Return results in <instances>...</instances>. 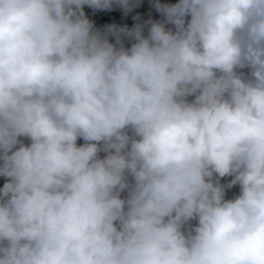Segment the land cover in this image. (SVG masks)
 Returning <instances> with one entry per match:
<instances>
[{
  "label": "clouds",
  "instance_id": "clouds-1",
  "mask_svg": "<svg viewBox=\"0 0 264 264\" xmlns=\"http://www.w3.org/2000/svg\"><path fill=\"white\" fill-rule=\"evenodd\" d=\"M0 0V264H264V0Z\"/></svg>",
  "mask_w": 264,
  "mask_h": 264
},
{
  "label": "trees",
  "instance_id": "trees-1",
  "mask_svg": "<svg viewBox=\"0 0 264 264\" xmlns=\"http://www.w3.org/2000/svg\"><path fill=\"white\" fill-rule=\"evenodd\" d=\"M162 2L175 3L176 0H162ZM85 11L88 17L95 22L97 27H103L106 24L113 23L120 26L127 25L128 27H132L136 23V21L132 19V16L137 13L141 15L142 19H148L149 15L154 19L160 18L159 14L151 9L149 0H142L141 6L134 9L128 15H125L119 8H115L112 11H98L95 13L91 9L86 8Z\"/></svg>",
  "mask_w": 264,
  "mask_h": 264
}]
</instances>
